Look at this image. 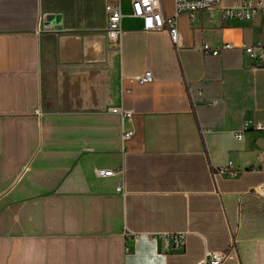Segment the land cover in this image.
<instances>
[{"label": "crops", "instance_id": "obj_1", "mask_svg": "<svg viewBox=\"0 0 264 264\" xmlns=\"http://www.w3.org/2000/svg\"><path fill=\"white\" fill-rule=\"evenodd\" d=\"M105 3L0 0V264H199L231 242L223 264H264V133L235 138L264 122V56L241 49L264 13L181 15L177 49L125 16L114 49Z\"/></svg>", "mask_w": 264, "mask_h": 264}, {"label": "built area", "instance_id": "obj_2", "mask_svg": "<svg viewBox=\"0 0 264 264\" xmlns=\"http://www.w3.org/2000/svg\"><path fill=\"white\" fill-rule=\"evenodd\" d=\"M122 1L106 0L105 3V11L107 13L105 36L109 45L114 49H119L121 38L125 34V31L121 27V21L125 16L139 19L142 30L145 32H167L171 43L177 49L181 46V34L178 29V18L181 15H187L192 20L198 12H212L220 8L226 19L246 21L258 11L264 13V5L255 3L252 0H232L231 5L223 7L220 6L221 0H173V13L168 16L164 12V0H129L130 13L125 15ZM193 48L200 54L209 53L217 55L219 53V48H213L208 43L196 44ZM221 48H231V45L226 43ZM241 49L251 57L261 58L264 56V44L261 42H257L254 45H241ZM150 80L151 75L149 71H145L140 77L141 82H148ZM111 111L121 113L117 108H113ZM129 116L127 114V117ZM248 130L264 133V122L245 120L241 131L235 134V138L238 140L242 139L244 132ZM132 133V131L126 132L124 136L128 137ZM249 169L264 172V154H259L256 164ZM95 173L98 176L114 175V171L105 169H95ZM117 191H122V187H117ZM249 193L264 199V183L255 187ZM167 236V239L163 243L164 247H169L171 241L176 246H181L184 243L185 233L167 234ZM236 255L235 244L231 242L226 250H206L199 264H223L228 260L235 259Z\"/></svg>", "mask_w": 264, "mask_h": 264}, {"label": "water", "instance_id": "obj_3", "mask_svg": "<svg viewBox=\"0 0 264 264\" xmlns=\"http://www.w3.org/2000/svg\"><path fill=\"white\" fill-rule=\"evenodd\" d=\"M58 20V17L57 16H47L46 17V23H50V22H52V21H57Z\"/></svg>", "mask_w": 264, "mask_h": 264}, {"label": "trees", "instance_id": "obj_4", "mask_svg": "<svg viewBox=\"0 0 264 264\" xmlns=\"http://www.w3.org/2000/svg\"><path fill=\"white\" fill-rule=\"evenodd\" d=\"M226 250V249H225Z\"/></svg>", "mask_w": 264, "mask_h": 264}]
</instances>
